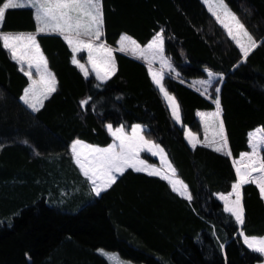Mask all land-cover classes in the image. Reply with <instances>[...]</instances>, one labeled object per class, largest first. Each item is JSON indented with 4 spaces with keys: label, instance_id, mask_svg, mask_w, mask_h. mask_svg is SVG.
I'll return each mask as SVG.
<instances>
[{
    "label": "trees",
    "instance_id": "1",
    "mask_svg": "<svg viewBox=\"0 0 264 264\" xmlns=\"http://www.w3.org/2000/svg\"><path fill=\"white\" fill-rule=\"evenodd\" d=\"M224 2L258 43L244 62L200 0H102V38L111 46L121 34L143 44L163 30L164 54L174 71L164 72L162 83L179 104V123L144 60L113 48L115 74L106 81L92 72L85 77L56 33L37 36L57 90L33 112L20 100L27 76L0 44V264H109L104 250L141 264L261 260L239 234H264L257 185L241 188L243 225L216 194L232 187V160L247 151L248 131L264 127V0ZM6 30H35L32 8L7 10L0 22V31ZM206 71L217 75L202 94L191 82ZM217 95L231 156L204 143L190 147L183 138V126L199 132L196 111L214 109ZM106 123L141 124L145 138L164 149L191 199L164 179L132 169L93 195L69 145L73 139L108 144Z\"/></svg>",
    "mask_w": 264,
    "mask_h": 264
},
{
    "label": "snow or ice",
    "instance_id": "2",
    "mask_svg": "<svg viewBox=\"0 0 264 264\" xmlns=\"http://www.w3.org/2000/svg\"><path fill=\"white\" fill-rule=\"evenodd\" d=\"M208 6L217 22L227 31L229 38L239 47L242 62L246 61L251 52L258 47L257 41L247 31L239 17L228 9L224 0H215ZM25 7L34 9V19L37 23L36 33L13 35L0 32V44L10 52L11 58L20 65V70L31 80L21 100L33 112H38L44 101L57 90L55 76L49 70L47 59L37 41V36L40 34L56 33L63 37L73 53L86 51L87 62L91 65L98 80L106 81L115 74L113 49L102 42L104 23L102 0H23V2L6 0L0 6V22L4 20L7 10ZM129 47L133 53L138 51L140 57L146 61L151 56L152 60L159 59L162 66L167 65L172 70L170 61L164 56L163 30L158 32L144 48L131 37L122 35L118 51L125 52ZM72 63L81 69L85 77L89 75L88 69L75 56ZM33 69L39 75V80L32 79ZM149 71L154 84L169 104L174 120L181 122L179 104L162 83L164 78L162 73L152 71L151 61H149ZM216 75L208 71L209 79L198 82L205 86L202 94L207 93ZM215 92L217 94L220 92L219 87L215 88ZM87 103L88 100H84L81 105ZM214 103L216 105L214 112L200 113L204 121L205 132L207 133L210 127L215 129L209 146L215 145V151L231 156L230 150L225 151L228 148V141L224 132L223 120L220 119L222 110L219 95L216 96ZM107 130L118 143L114 142L107 147H96L84 144L77 139L70 146L75 164L92 185V191L96 196H100L116 182L117 174L123 175L127 169H132L166 180L173 192L191 199L187 185L175 178L176 169L168 160L164 149L159 144L145 138L141 125L133 126L131 134L126 133L123 126L114 129L111 124H108ZM186 136L191 146L195 148L198 138L191 132H187ZM249 146L251 152L242 153L240 159L234 161L237 180L232 184L231 193L219 197L224 201V210L234 216L240 225L245 222L241 203L242 186L249 183L256 184L261 198L264 199V155H261V148L264 147V127L249 133ZM145 151L152 156H159L162 167L151 166L141 159V153ZM233 195H235L234 200L231 199ZM241 235L244 236V243L250 249L264 255V238L249 237L243 232Z\"/></svg>",
    "mask_w": 264,
    "mask_h": 264
},
{
    "label": "rangeland",
    "instance_id": "3",
    "mask_svg": "<svg viewBox=\"0 0 264 264\" xmlns=\"http://www.w3.org/2000/svg\"><path fill=\"white\" fill-rule=\"evenodd\" d=\"M202 3H203V5L205 6V8L207 9V11L213 16V14H212V12L209 10V3H214L215 2V0H200ZM224 4H226L225 2H224ZM2 6V5H1ZM226 6H227V4H226ZM228 7V6H227ZM228 9H230L229 7H228ZM217 11H219L218 9H217ZM232 12V11H231ZM214 17V16H213ZM215 18V17H214ZM222 19H223V16L221 17ZM215 20H216V18H215ZM217 21V20H216ZM218 23V22H217ZM219 25H221L220 23H218ZM223 29L225 30V28L223 27ZM158 32H160V31H156L151 37H150V39H148L145 43H143V44H140V43H138L137 41V44H139L142 48H144V47H146L147 46V44L152 40V38L158 33ZM225 32H226V34H227V31L225 30ZM122 35H125V34H121L120 35V37L118 38V41H117V44H118V46H119V41H120V38H121V36ZM228 35V34H227ZM133 39V38H132ZM134 40V39H133ZM238 47V46H237ZM239 48V47H238ZM240 50V49H239ZM126 53H129V54H133L134 56H136V57H139V58H141L140 57V55H139V52L137 51L136 53H133V51L131 50V47H129V49L127 50V51H125ZM164 56L169 60V58L164 54ZM141 59H143V58H141ZM145 60V59H144ZM149 61H151V69H152V71H157V72H161L162 74L164 73V72H169V71H174L173 70V67H172V70H170L168 67H167V65H164V66H162V64H161V62H160V60L159 59H155V60H152V58H151V56H149V58H148V60H147V66H148V69H149ZM170 61V60H169ZM171 63V62H170ZM172 65V64H171ZM150 72V71H149ZM32 79H35L34 77H32ZM209 79V77H208V71L206 72V75L204 76V77H202V78H196V79H194L192 82H191V84L192 85H194L195 87H197L200 91H202V92H204V88H205V86L204 85H201L200 83H198L199 81H202V80H208ZM35 80H39V75L37 76V79H35ZM31 84V80L29 81V84L26 86V88H28L29 87V85ZM158 88V87H157ZM158 90H159V88H158ZM209 90V87H208V89H207V91ZM160 92V91H159ZM160 94H161V96L163 97V99L165 100V98H164V96H163V94L160 92ZM170 94V93H169ZM171 95V94H170ZM165 103H166V105H167V107H168V109H169V112H170V114H171V117L173 118V116H172V113H171V109H170V107H169V104L167 103V101L165 100ZM216 110V105H215V107H214V109H212V110H208V112L207 113H212V112H214ZM174 119V118H173ZM198 120H199V126H200V129H199V132H193V131H190L187 127V129H188V132H191L193 135H195L197 138H198V142L199 143H204V144H207V145H209V142L212 140V137H213V133H214V131H215V129H213V128H209L208 129V131H207V133L205 132V127H204V121L202 120V118H201V116H200V114L198 115ZM176 122V121H175ZM178 123V122H177ZM109 123H106L105 124V126H106V129H107V125H108ZM137 124H139V123H133V124H131L128 128H126V127H124V130H125V132L126 133H128V134H131V130H132V127L133 126H135V125H137ZM139 125H141V124H139ZM122 125H115V126H113V128L115 129L116 127H121ZM142 126V125H141ZM257 128H260V126H256V127H254L253 129H251V130H249L248 131V133H247V144H248V149H247V151H245V152H251V148H250V146H249V133H251V132H253L254 130H256ZM108 131V130H107ZM109 133V132H108ZM109 135H110V137H111V140H110V142L107 144V145H104V146H100V145H96V144H91V143H88V142H86V141H84V140H81V139H78V140H80V141H82L84 144H88V145H91V146H96V147H107V146H109L110 144H112V143H114V142H116V143H118L117 141H115L114 140V137H112V135L109 133ZM206 137H207V139H206ZM146 139H148V138H146ZM75 140H77V139H75ZM74 140V141H75ZM150 140V139H149ZM73 141V142H74ZM152 141V140H151ZM72 142V143H73ZM157 144V143H156ZM212 147H215V145H212ZM245 152H241L239 155H238V157L237 158H235V159H233L232 160V166H233V169H234V173H235V181H234V183L236 182V180H237V176H236V171H235V165H234V161H237V160H239L240 159V156H241V154L242 153H245ZM144 153L145 154H147L148 156H152V155H150L149 153H147L146 151L145 152H142L141 153V159H143V160H145V162L147 163V164H149V165H151V166H155V167H162V163H161V160H160V157L159 156H152L153 158H154V160L153 161H150V160H148L147 158H145L144 157ZM261 155H264V147H262L261 148ZM147 173V172H146ZM254 175H256V173H254ZM175 178H177V179H179L177 176L175 177ZM231 191H232V187L229 189V191L228 192H225V193H218V194H216L217 195V197H218V199L221 201V203H222V206H223V209L225 208V204H224V201L223 200H221L219 197L221 196V195H228L229 193H231ZM231 199L232 200H234L235 199V195H233L232 197H231ZM233 218H234V220H235V217L233 216ZM235 222H236V220H235ZM237 223V222H236ZM238 224V223H237ZM239 225V224H238ZM239 234H240V237H241V240H242V242L244 243V236L243 235H241V233L239 232ZM249 237H256V238H264V234L263 235H260V236H249ZM245 244V243H244ZM246 245V244H245ZM247 246V245H246ZM248 247V246H247ZM249 248V247H248ZM105 251V250H104ZM104 251H102V252H104ZM111 258H113V259H115V261H112V260H110L111 261V264H133L132 262H130V261H125V260H120V258L118 257L117 258V256L116 257H111ZM254 264H264V255H261V260H259V261H257V262H255Z\"/></svg>",
    "mask_w": 264,
    "mask_h": 264
},
{
    "label": "crops",
    "instance_id": "4",
    "mask_svg": "<svg viewBox=\"0 0 264 264\" xmlns=\"http://www.w3.org/2000/svg\"><path fill=\"white\" fill-rule=\"evenodd\" d=\"M4 2H6V0H4L3 2H2V4L4 3ZM21 2H23V0H21ZM1 4V5H2ZM0 5V6H1ZM32 14H33V18H34V9H32ZM34 22H35V30H6V31H0V32H3L4 34H13V35H15V34H21V33H23V34H29V33H31V34H35L36 33V28H37V23H36V21H35V19H34ZM62 37V36H61ZM63 38V37H62ZM86 39V38H85ZM64 40V39H63ZM65 41V40H64ZM66 42V41H65ZM102 42H104L108 47H110V48H115V49H118L119 48V46H118V44H117V46L116 47H114V46H111V45H109V44H107L104 40H103V38H102ZM67 43V42H66ZM68 44V43H67ZM69 46V45H68ZM69 48H70V50H71V55H70V60H71V62H72V60H73V57L75 56L77 59H79L80 60V62L81 63H83L84 65H85V67L88 69V72H92L94 75H95V73L92 71V68H91V65L90 64H88V62H87V52L86 51H81V52H77V53H73V51H72V48L69 46ZM9 52V51H8ZM9 54H10V52H9ZM131 55H133V54H131ZM10 57H11V54H10ZM142 60H144V59H142ZM15 61V60H14ZM146 63H147V61L146 60H144ZM16 62V61H15ZM17 63V62H16ZM18 64V63H17ZM18 66L20 67V65L18 64ZM77 66V65H76ZM78 67V66H77ZM25 68H27V66L25 65ZM79 68V67H78ZM80 69V68H79ZM147 69H148V66H147ZM81 70V69H80ZM82 72V71H81ZM207 72V71H206ZM83 73V72H82ZM148 73H149V75H150V77H151V79H152V76H151V73L149 72V69H148ZM84 74V73H83ZM37 76H38V74H36L35 73V70L33 69V76L32 77H34L35 79H37ZM95 77H96V75H95ZM29 81H30V79H29V77L27 76V83H26V85L24 86V88L22 89V92H21V94H20V100H21V97H22V95L24 94V90L26 89V86L29 84ZM152 81H153V79H152ZM154 83V82H153ZM155 85V84H154ZM156 86V85H155ZM157 87V86H156ZM158 89V88H157ZM163 98V97H162ZM164 100V99H163ZM22 101V100H21ZM23 102V101H22ZM164 102H165V100H164ZM166 104V103H165ZM27 106V105H26ZM167 106V105H166ZM208 112V110H197L196 111V116L198 117V115L200 114V113H207ZM174 120V119H173ZM175 121V120H174ZM188 132V129L186 128V126H183V138H184V140L186 141V143L188 144V146H190V147H192L191 146V144L189 143V140H188V138H187V136H186V133ZM75 139H73L71 142H70V145H69V152H70V155H71V158H72V161H73V163L75 164V162H74V159H73V156H72V153H71V148H70V146H71V144H72V142L74 141ZM199 142H197L196 144H198ZM107 145V144H106ZM104 146V145H103ZM152 157V156H151ZM155 158V157H154ZM156 159V158H155ZM76 165V164H75ZM76 167H77V169L79 170V172H80V174L82 175V173H81V171H80V169H79V167L76 165ZM146 173V172H145ZM83 176V175H82ZM88 181V180H87ZM166 181V180H165ZM167 182V181H166ZM168 183V182H167ZM169 184V183H168ZM88 185H89V188H90V191H91V193L93 194V195H95V193L92 191V185L90 184V182L88 181ZM170 186V185H169ZM171 187V186H170ZM218 194V193H217ZM217 196V195H216ZM185 198V197H184ZM218 198V197H217ZM101 254L104 256V258L109 262V264H111V261L110 260H112V261H115V259H113V258H111V257H116L117 256V258L119 257L115 252H113V251H104V252H102L101 251ZM120 258V257H119ZM120 260H125V259H122V258H120ZM125 261H128V260H125ZM133 263V262H132ZM133 264H141V263H133Z\"/></svg>",
    "mask_w": 264,
    "mask_h": 264
}]
</instances>
